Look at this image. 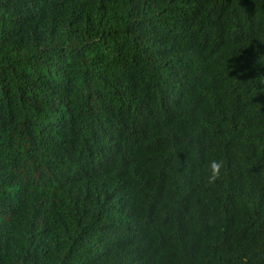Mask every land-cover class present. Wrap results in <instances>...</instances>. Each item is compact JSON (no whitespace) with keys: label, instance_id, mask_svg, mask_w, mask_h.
Here are the masks:
<instances>
[{"label":"trees","instance_id":"obj_1","mask_svg":"<svg viewBox=\"0 0 264 264\" xmlns=\"http://www.w3.org/2000/svg\"><path fill=\"white\" fill-rule=\"evenodd\" d=\"M0 264H264V0H0Z\"/></svg>","mask_w":264,"mask_h":264},{"label":"clouds","instance_id":"obj_2","mask_svg":"<svg viewBox=\"0 0 264 264\" xmlns=\"http://www.w3.org/2000/svg\"><path fill=\"white\" fill-rule=\"evenodd\" d=\"M221 32V36H219V38L216 37V33L214 34H210L205 41V45L206 47L210 48V49H214L217 50L218 46L223 43L225 40H229V36L227 34V32L224 30L218 31ZM193 134V132H192ZM211 172H212V176L210 177V179H214L215 175L217 173V171L219 170V168L221 167L220 163L216 162V161H212L210 162L209 165Z\"/></svg>","mask_w":264,"mask_h":264}]
</instances>
